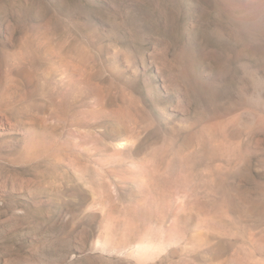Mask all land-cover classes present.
<instances>
[{
    "label": "rangeland",
    "instance_id": "obj_1",
    "mask_svg": "<svg viewBox=\"0 0 264 264\" xmlns=\"http://www.w3.org/2000/svg\"><path fill=\"white\" fill-rule=\"evenodd\" d=\"M0 264H264V0H0Z\"/></svg>",
    "mask_w": 264,
    "mask_h": 264
},
{
    "label": "bare ground",
    "instance_id": "obj_2",
    "mask_svg": "<svg viewBox=\"0 0 264 264\" xmlns=\"http://www.w3.org/2000/svg\"><path fill=\"white\" fill-rule=\"evenodd\" d=\"M20 71V70H19ZM24 71V70H23ZM26 71V70H25ZM27 72V71H26ZM128 143V141H126V140H123V141H119L118 142V146H120V147H123V146H125L126 144ZM202 234V233H201ZM201 237V236H200ZM217 238V237H216ZM214 239V238H213ZM147 246H145V244L143 245L144 247H142V246H140V249H142V250H144L143 248H147L148 247V245H150V244H146ZM154 248V247H153ZM148 249H150V247L148 248ZM145 251V250H144Z\"/></svg>",
    "mask_w": 264,
    "mask_h": 264
}]
</instances>
